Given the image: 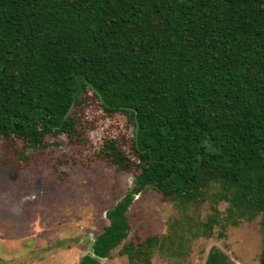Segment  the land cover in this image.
Segmentation results:
<instances>
[{"label":"trees","instance_id":"16d2710c","mask_svg":"<svg viewBox=\"0 0 264 264\" xmlns=\"http://www.w3.org/2000/svg\"><path fill=\"white\" fill-rule=\"evenodd\" d=\"M90 94L130 120L138 161L113 139L102 153L138 174L80 264L128 238L147 188L187 205L217 186L218 201L238 219L261 215L264 229V0H0V143L76 136ZM161 241L121 252L152 264Z\"/></svg>","mask_w":264,"mask_h":264},{"label":"rangeland","instance_id":"374dc122","mask_svg":"<svg viewBox=\"0 0 264 264\" xmlns=\"http://www.w3.org/2000/svg\"><path fill=\"white\" fill-rule=\"evenodd\" d=\"M76 114L74 137L47 135L41 144L2 139L0 264H80L109 225L108 212L135 186L138 170L120 169L102 153L113 139L138 161L128 117L107 114L91 94ZM218 192L215 186L208 199L185 205L145 189L127 212L128 238L100 264H132L124 246L149 237L162 239L164 250L154 252L152 264H209L216 251L215 264H260L261 215L238 219Z\"/></svg>","mask_w":264,"mask_h":264},{"label":"water","instance_id":"95a60500","mask_svg":"<svg viewBox=\"0 0 264 264\" xmlns=\"http://www.w3.org/2000/svg\"><path fill=\"white\" fill-rule=\"evenodd\" d=\"M100 99L102 100V97L101 95H99ZM74 109V104L70 107V109L68 110L67 114H66V118L72 113ZM136 111V110H135ZM137 112V111H136Z\"/></svg>","mask_w":264,"mask_h":264}]
</instances>
